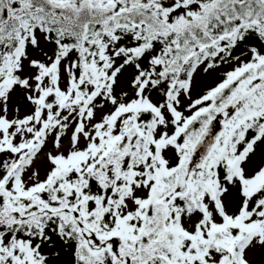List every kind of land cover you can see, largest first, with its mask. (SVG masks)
<instances>
[{"label":"snow or ice","instance_id":"obj_1","mask_svg":"<svg viewBox=\"0 0 264 264\" xmlns=\"http://www.w3.org/2000/svg\"><path fill=\"white\" fill-rule=\"evenodd\" d=\"M0 264H264V0H0Z\"/></svg>","mask_w":264,"mask_h":264}]
</instances>
